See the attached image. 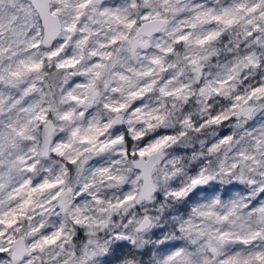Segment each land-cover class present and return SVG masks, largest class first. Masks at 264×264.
<instances>
[{"label": "clouds", "instance_id": "clouds-1", "mask_svg": "<svg viewBox=\"0 0 264 264\" xmlns=\"http://www.w3.org/2000/svg\"><path fill=\"white\" fill-rule=\"evenodd\" d=\"M0 264H264V0H0Z\"/></svg>", "mask_w": 264, "mask_h": 264}]
</instances>
